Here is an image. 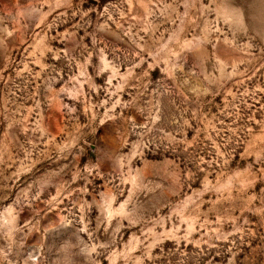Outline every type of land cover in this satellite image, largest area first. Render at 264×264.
<instances>
[{
  "label": "rangeland",
  "instance_id": "obj_1",
  "mask_svg": "<svg viewBox=\"0 0 264 264\" xmlns=\"http://www.w3.org/2000/svg\"><path fill=\"white\" fill-rule=\"evenodd\" d=\"M0 264H264V0H0Z\"/></svg>",
  "mask_w": 264,
  "mask_h": 264
}]
</instances>
